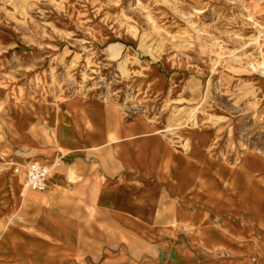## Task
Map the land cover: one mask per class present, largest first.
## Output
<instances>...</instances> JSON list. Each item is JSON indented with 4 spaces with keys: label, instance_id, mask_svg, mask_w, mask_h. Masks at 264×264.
I'll list each match as a JSON object with an SVG mask.
<instances>
[{
    "label": "crops",
    "instance_id": "crops-1",
    "mask_svg": "<svg viewBox=\"0 0 264 264\" xmlns=\"http://www.w3.org/2000/svg\"><path fill=\"white\" fill-rule=\"evenodd\" d=\"M236 74L219 80L264 103V77ZM4 118L0 264H264L263 154L231 160L200 134L174 145L96 98L12 104ZM32 161L51 168L44 191L25 188Z\"/></svg>",
    "mask_w": 264,
    "mask_h": 264
},
{
    "label": "rangeland",
    "instance_id": "rangeland-1",
    "mask_svg": "<svg viewBox=\"0 0 264 264\" xmlns=\"http://www.w3.org/2000/svg\"><path fill=\"white\" fill-rule=\"evenodd\" d=\"M220 70L264 77V4L0 0V152L12 104L96 98L149 121L174 145L190 148L200 134L231 160L246 150L264 155L262 99L243 83H222Z\"/></svg>",
    "mask_w": 264,
    "mask_h": 264
},
{
    "label": "built area",
    "instance_id": "built-area-1",
    "mask_svg": "<svg viewBox=\"0 0 264 264\" xmlns=\"http://www.w3.org/2000/svg\"><path fill=\"white\" fill-rule=\"evenodd\" d=\"M50 171V167H47L40 162H30L26 168L27 189L33 191H44L46 189L47 178L49 176Z\"/></svg>",
    "mask_w": 264,
    "mask_h": 264
}]
</instances>
